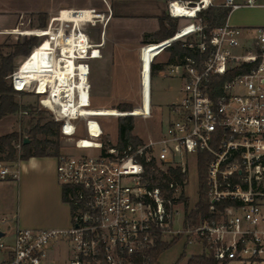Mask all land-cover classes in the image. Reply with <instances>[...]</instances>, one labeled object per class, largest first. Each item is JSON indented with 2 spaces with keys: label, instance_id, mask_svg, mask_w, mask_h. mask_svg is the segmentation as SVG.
<instances>
[{
  "label": "built area",
  "instance_id": "built-area-1",
  "mask_svg": "<svg viewBox=\"0 0 264 264\" xmlns=\"http://www.w3.org/2000/svg\"><path fill=\"white\" fill-rule=\"evenodd\" d=\"M222 6L234 9L240 5L233 0L167 2L168 16L177 20L175 32L154 42L168 43L150 62L146 90L143 72L139 69L133 75L139 93L133 103L143 106L145 91L148 98V110L137 116L151 112V63L157 55L181 41L195 46L199 57L185 56L162 70L182 80L180 98L169 104L158 137L135 146H103L97 118L106 115L50 109L45 103L53 98L50 83L44 91H38L36 81L17 86L11 77L13 70L12 87L17 91L31 88L39 104L54 114L61 137L71 140V147L96 152L56 156L57 181L70 209L69 226L17 227L10 243L3 242L5 233L0 231V264H155L153 250L157 242H168L166 236L197 242L199 255L211 264H264V25L253 27L252 37H244L241 29L226 22L205 32L201 11ZM193 36L196 43L190 39ZM84 65L87 70L88 64ZM244 65L250 67L219 81L228 70ZM82 72L84 80L78 82L75 102L87 107L89 73ZM81 117L86 118L82 126L86 137L72 138ZM149 163L158 176H165L163 190L153 185L145 168ZM200 163L205 164L209 206L191 224L188 214L197 203L191 208L185 205V188L190 169L194 167L198 175ZM17 176V170L0 159V180ZM181 205L184 210L178 208ZM57 250L63 256H56Z\"/></svg>",
  "mask_w": 264,
  "mask_h": 264
},
{
  "label": "crops",
  "instance_id": "crops-1",
  "mask_svg": "<svg viewBox=\"0 0 264 264\" xmlns=\"http://www.w3.org/2000/svg\"><path fill=\"white\" fill-rule=\"evenodd\" d=\"M90 1L0 0V55L9 54L17 42L28 39L37 40L39 37L35 35V30L50 27L52 19L72 24L73 29L67 36H64L62 32L60 35H55L51 28L47 29L49 35L47 45H39L33 49L31 52L33 62H27L25 56L21 54L13 59L14 66L21 63L14 75L17 86L30 85L36 81L39 83L38 91H44L47 83H50L53 98L50 97L48 102L45 101L50 109L60 112L66 109L73 114L78 82L80 78L84 80V75L80 73L90 72L89 67L86 70L81 61L99 57L97 47L108 40L105 31L101 33L102 43L88 42L82 34L77 33L79 25L91 21L92 17H99V15H93L90 9L84 8L90 5ZM102 1L105 4L104 17L109 24L110 33L120 41L114 42L119 49L123 50L126 46L130 51L138 52L145 47L149 50L148 52L157 53L162 47L161 44L151 42L140 48L137 47L142 38H152L155 41L159 18L168 15L167 2L170 0ZM233 1L240 6L229 11L226 23L241 29L244 37H252V28L264 25V0H252L253 5H245L248 0ZM180 14L186 15L185 11H180ZM179 36L181 35L175 38ZM40 41L41 38H39ZM161 73L163 71L154 75V79ZM7 81L11 83L10 75L7 76ZM65 95L69 96L68 100ZM64 100L67 102H63ZM59 103L62 105L60 106ZM79 107L77 114L87 115L86 109L91 106L80 105ZM11 115L7 114L0 119V135L18 131L13 126ZM7 162L18 172L16 179L0 180V219L5 218V221H0V225H8L7 231L11 228L8 243L12 241L17 227H68L70 209L63 200L62 189L57 181L56 156H32L24 160ZM0 231L4 232L1 228ZM4 233L5 239L8 234ZM155 264H159L158 257Z\"/></svg>",
  "mask_w": 264,
  "mask_h": 264
},
{
  "label": "rangeland",
  "instance_id": "rangeland-1",
  "mask_svg": "<svg viewBox=\"0 0 264 264\" xmlns=\"http://www.w3.org/2000/svg\"><path fill=\"white\" fill-rule=\"evenodd\" d=\"M84 8H88L92 11L93 15H99V17H92L91 21H87L78 26L77 33L83 35V38L91 43H102L101 33L102 31L106 33L108 40L102 43L101 46L97 47L99 50V57L94 59H83L81 62L87 63L89 67L88 82L90 83V108L86 109L87 115H106L98 117L103 131L101 140L103 146L115 145L117 144V125L120 117L131 116L133 119V129L132 134L137 136L142 140V142L147 141L150 138H156L162 131L167 118H168V106L172 101H176L180 98L182 86V80L176 75H170L168 73H161L156 79L155 76H151L152 82V93H151V112L149 116H137L145 113L148 110V98L147 91H145L144 105L137 106L133 103L134 98H138V84L134 78V72L140 69L145 77V90L147 89V73L151 60L153 59L156 52H148L149 50L143 47L142 49L136 51H130L129 47L119 49L114 42H120L113 37L110 33V27L107 23L105 15V4L102 0H91L90 5ZM105 21V22H104ZM177 22V20H176ZM52 33L55 35H60V32L67 36L69 32L73 29L70 22H62L57 20H51ZM44 28V29H49ZM44 29H36L35 31H42ZM39 35L41 38L40 44L49 38L48 34ZM192 42H196L197 37L193 36L190 38ZM39 42V38L37 39ZM155 42L152 38H142L139 46ZM39 44V45H40ZM38 45V46H39ZM57 52V51H56ZM136 52V54H135ZM169 52L163 51L154 58V62H164L168 59ZM28 58V57H24ZM23 58V59H24ZM22 59V60H23ZM25 59V60H26ZM19 64L14 67V72L11 77H14L18 71ZM169 69L166 67L164 70ZM153 80V81H152ZM9 82V81H8ZM15 100L23 106H31V111L27 109L28 113L18 112L13 113L10 116L11 121L14 123V128L16 130L25 131L29 129L34 123L39 119L41 123L46 121L54 120L53 113L50 109L45 108L39 104L38 97L31 90H25L24 93L16 94ZM123 103L129 104V109H122L121 105ZM80 104L73 105V114H77L80 110ZM72 108V107H71ZM70 108V109H71ZM134 108V111L130 112ZM39 111H42L39 114ZM120 114H119V113ZM125 112V113H124ZM171 116V114H170ZM86 118L81 117L78 120V130L72 138H84L86 134L82 129L84 121ZM55 121V120H54ZM4 124V122L2 123ZM1 125V124H0ZM56 128L53 127V130ZM39 137H44L40 134ZM49 138L56 139L58 141L59 153L69 152V153H80L85 151L90 154H94L96 151L94 149L79 150L75 147H71V140H66L61 137L58 127V137L55 138L52 135ZM185 195L187 196V207H193L200 198L199 192V178L196 173L195 168H191L188 175V183L185 188ZM180 210H184V206L178 207ZM181 213V212H180ZM182 214V213H181ZM181 214H179L176 219L175 227H179ZM0 228L8 234V236L3 239L4 243L10 241V231L8 230V225H0ZM168 242L170 238L166 236ZM201 252V247L197 242L187 243L184 236L171 243L165 250H163L158 256L159 264H185L186 260L192 255ZM56 256H63L62 251H56Z\"/></svg>",
  "mask_w": 264,
  "mask_h": 264
},
{
  "label": "trees",
  "instance_id": "trees-1",
  "mask_svg": "<svg viewBox=\"0 0 264 264\" xmlns=\"http://www.w3.org/2000/svg\"><path fill=\"white\" fill-rule=\"evenodd\" d=\"M230 7H208L201 11V16L203 21L206 23L205 32L210 29L222 25L226 22V18L230 11ZM176 19L166 15L165 17L159 18V28L155 32V41H162L166 38L171 37L175 32ZM44 26V23H42ZM37 34L45 35L47 34V29L42 31H36ZM35 33V34H36ZM39 37V35H38ZM40 38V37H39ZM175 39V38H174ZM173 40V39H171ZM170 40V41H171ZM47 39L44 40L40 45H47ZM164 42L161 46L167 44ZM196 43V42H194ZM38 44L35 39H28L23 42H17L13 45V50L7 55H0V119L7 115L13 113H28L27 109L31 111V106H23L15 100V95L24 93V91L15 90L11 83L7 81V76L12 74L14 70L13 59L16 55L21 54L27 58V62H33L31 58V49ZM32 49V50H33ZM169 52L168 59L164 62H152L151 63V76L156 75L159 71L165 69V67L171 63L181 62L185 56H191L193 58L199 57L198 49L193 47H188L181 41H174L165 49ZM32 52V51H31ZM30 53V54H29ZM207 53H205L206 55ZM203 55V56H205ZM250 66L244 65L241 67L228 70L219 79L220 82L231 78L233 75L246 71ZM122 109H129L130 106L127 103L121 105ZM42 111H39V114ZM53 127L56 129L53 130ZM58 127L59 122L50 120L41 123L40 119L34 123L29 129L25 131H12L10 133L0 135V159L5 161H16L24 160L32 156H57L59 154L58 141L56 139L49 138V135L58 137ZM133 129V119L131 116L120 117L117 125V147H124L127 144L137 145L142 143V140L137 136L132 134ZM44 135V137H39L38 135ZM24 137H27L28 141L24 142ZM18 145V147H17ZM152 163L146 164V171L152 175L153 185H158L162 190L166 187L164 183L165 176L160 177L158 174L152 170ZM199 175V192L200 198L196 204V208L191 210L188 214V221L193 224L200 216H204L208 212L209 202L205 196V164L200 163L198 167ZM185 205H187L188 200L184 199ZM179 237H175L170 242L160 241L157 242L153 250V261L156 263L159 254L165 250L171 243L176 242ZM186 264H211V261L205 258L203 255H192Z\"/></svg>",
  "mask_w": 264,
  "mask_h": 264
},
{
  "label": "bare ground",
  "instance_id": "bare-ground-1",
  "mask_svg": "<svg viewBox=\"0 0 264 264\" xmlns=\"http://www.w3.org/2000/svg\"><path fill=\"white\" fill-rule=\"evenodd\" d=\"M38 47V46H37ZM37 47H35L34 49H36ZM33 51V50H32ZM14 81H15V78H14ZM61 96H63V95H61ZM69 98V97H68ZM68 100V99H67ZM60 101L62 102V99H60ZM63 102H67L66 100H64ZM63 111H67L66 109H63Z\"/></svg>",
  "mask_w": 264,
  "mask_h": 264
},
{
  "label": "water",
  "instance_id": "water-1",
  "mask_svg": "<svg viewBox=\"0 0 264 264\" xmlns=\"http://www.w3.org/2000/svg\"><path fill=\"white\" fill-rule=\"evenodd\" d=\"M27 141H28L27 137H24V142H27ZM0 234H1V232H0Z\"/></svg>",
  "mask_w": 264,
  "mask_h": 264
}]
</instances>
